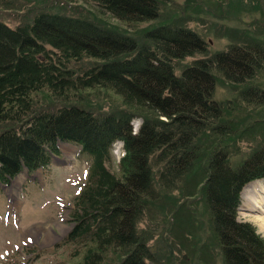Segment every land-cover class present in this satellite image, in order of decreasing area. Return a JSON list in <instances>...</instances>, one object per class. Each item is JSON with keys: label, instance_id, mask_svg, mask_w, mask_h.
I'll return each mask as SVG.
<instances>
[{"label": "trees", "instance_id": "1", "mask_svg": "<svg viewBox=\"0 0 264 264\" xmlns=\"http://www.w3.org/2000/svg\"><path fill=\"white\" fill-rule=\"evenodd\" d=\"M89 1L127 26L157 24L143 30L139 43L80 14L40 11L15 27L0 21V125L6 124L0 131V184L23 171L46 169L60 154L58 142L78 146L89 164L65 240L83 243L79 264H102L108 251L119 255L116 264H153L137 224L158 197L155 183L174 188L194 170L200 159L196 140L221 115L212 99L215 74L234 83L251 79L264 65V47L246 42L209 54L196 32L167 22L161 7L170 0ZM196 54L202 57L178 75L175 62ZM84 58L94 62L74 73L71 62ZM98 88L112 90L131 110L101 114L70 103V95ZM41 90L63 105L36 110L32 95ZM241 97L260 102L264 92L249 88ZM135 117L142 118L138 131L131 124ZM116 141L125 151L117 173L108 168ZM203 167L204 203L223 262L264 264V239L251 223L236 220L242 187L264 178V146L237 166L215 149Z\"/></svg>", "mask_w": 264, "mask_h": 264}, {"label": "rangeland", "instance_id": "2", "mask_svg": "<svg viewBox=\"0 0 264 264\" xmlns=\"http://www.w3.org/2000/svg\"><path fill=\"white\" fill-rule=\"evenodd\" d=\"M40 11L80 14L97 25L132 35L139 43L143 41V30L157 24L148 21L127 26L100 13L98 6L89 0H0V21L10 27L33 20ZM161 13L169 17L167 22L172 25L178 23L201 36L211 55L246 42L264 47V0H170L161 7ZM201 57L196 54L175 62V72L179 75L184 67ZM93 62L86 58L72 61L70 69L79 73ZM249 88L264 92V65L251 79L240 83L215 74L212 99L220 107L221 115L196 140L200 154L197 166L174 188L155 183L158 197L148 203L137 224L138 232L155 257L153 264H225L204 203L202 172L215 149L225 151L230 164L237 166L264 146V99L244 101L241 92ZM70 97V103L96 113L131 110L110 89H89ZM32 105L39 110L63 104L47 90H41L32 95ZM141 123L140 117L131 121L133 129H138ZM5 127L6 124L0 125V131ZM58 147L61 156L54 158L46 169H37L31 174L23 171L7 186H0V264H79L82 261L83 243L66 241L65 237L74 225L70 209L86 180L89 162L84 155H78L74 144L58 142ZM121 151L120 144L113 145V161L108 168L115 173ZM255 181L264 187V179H256L246 183L241 191ZM241 191L236 220L251 223L256 234L264 239V229L260 231L254 221L256 217L264 219V210L246 208ZM89 244L87 241L86 245ZM118 257L117 253L108 251L102 264H116Z\"/></svg>", "mask_w": 264, "mask_h": 264}, {"label": "bare ground", "instance_id": "3", "mask_svg": "<svg viewBox=\"0 0 264 264\" xmlns=\"http://www.w3.org/2000/svg\"><path fill=\"white\" fill-rule=\"evenodd\" d=\"M244 189L245 190L241 191V195L243 196L245 200L246 208H249V209L256 208V209L263 211L264 210V187L255 181L249 185H246ZM254 221L259 224L258 227L260 231H263L264 219H262L261 217H256Z\"/></svg>", "mask_w": 264, "mask_h": 264}]
</instances>
